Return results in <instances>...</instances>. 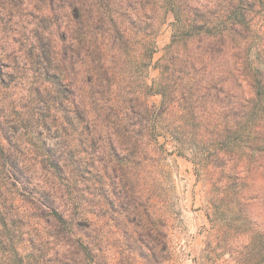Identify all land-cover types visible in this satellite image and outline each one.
Segmentation results:
<instances>
[{
    "label": "trees",
    "instance_id": "16d2710c",
    "mask_svg": "<svg viewBox=\"0 0 264 264\" xmlns=\"http://www.w3.org/2000/svg\"><path fill=\"white\" fill-rule=\"evenodd\" d=\"M171 144L217 176L212 232L225 202L251 225L236 264H264V0H0V264H108L88 195L128 197Z\"/></svg>",
    "mask_w": 264,
    "mask_h": 264
},
{
    "label": "rangeland",
    "instance_id": "374dc122",
    "mask_svg": "<svg viewBox=\"0 0 264 264\" xmlns=\"http://www.w3.org/2000/svg\"><path fill=\"white\" fill-rule=\"evenodd\" d=\"M173 22L174 16L170 15L162 26L157 39L156 63L172 43ZM158 76L159 71L152 69L151 77ZM155 100L158 99H152ZM167 149V155L162 154V160H159L161 155H156L151 148L158 162L132 179L135 192L130 191L126 195L128 197L122 193L107 201L94 191L88 195V217L96 227L92 229L91 240L103 246L108 264H150L152 249L157 245V255L163 264H198L200 258L217 247V255L214 256L218 257L217 264H236L237 257L248 243L247 230L252 228L251 225L245 221L238 222L237 210L228 202L219 204L221 201H218L222 205V222L219 231L212 232L208 212L218 193L214 187L217 176L198 173L191 158L178 155L172 144ZM255 190L263 192L264 186L260 184ZM109 202H114L115 207ZM123 202L135 203L140 210H131L128 214L127 208L122 207ZM250 213L257 221L258 229L263 230L262 199L255 202ZM161 221L165 225L163 228L159 224ZM159 231L165 237L161 238Z\"/></svg>",
    "mask_w": 264,
    "mask_h": 264
}]
</instances>
